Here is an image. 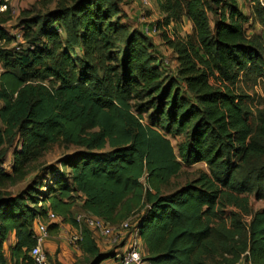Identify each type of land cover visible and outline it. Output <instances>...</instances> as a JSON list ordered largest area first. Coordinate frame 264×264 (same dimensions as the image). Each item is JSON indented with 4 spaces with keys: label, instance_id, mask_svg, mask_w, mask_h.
<instances>
[{
    "label": "trees",
    "instance_id": "1",
    "mask_svg": "<svg viewBox=\"0 0 264 264\" xmlns=\"http://www.w3.org/2000/svg\"><path fill=\"white\" fill-rule=\"evenodd\" d=\"M123 2L36 0L48 12L20 21L24 39L35 44L20 52L8 48L15 39L6 28L12 8L0 11V264H32L35 221L50 209L78 228V205L111 225L133 218L144 264H264V210H251L255 186L238 178L244 168L263 172L256 180H264V112L255 127L232 88L249 65L261 70L262 57L237 0L228 11L225 0H158L163 17L150 25L178 65L168 81L151 62L154 44L143 28L119 47ZM183 17L192 32L172 38L167 27ZM74 53L79 63L103 55V70L113 78L98 81L90 65L78 69ZM175 133L186 136L177 150L169 137ZM55 144L77 150L59 167L43 166L44 180L9 190ZM198 162L209 172L164 192L184 165ZM48 227L50 235L58 232L55 223ZM78 248L85 264L116 256L86 226Z\"/></svg>",
    "mask_w": 264,
    "mask_h": 264
},
{
    "label": "rangeland",
    "instance_id": "2",
    "mask_svg": "<svg viewBox=\"0 0 264 264\" xmlns=\"http://www.w3.org/2000/svg\"><path fill=\"white\" fill-rule=\"evenodd\" d=\"M229 1L230 0H225V3L222 5V10L228 11L227 5ZM237 5L245 16L244 27L246 34L248 35V37L254 40L256 46L258 47V52L262 57V61H260V65L262 67L261 70H259L257 65H249L245 70L240 72L239 77L234 82V84H232V88L235 92L242 95L245 102V108L249 113L250 120L256 127L259 114L261 112H264V0H237ZM10 6L12 8L13 15L12 20L6 23V26L9 29L21 30V33L23 34L25 31L20 25V21H22L23 18L27 17L29 19L30 17L38 15L39 13L44 14L48 12L47 10L41 9L38 5H36V0H9L8 7ZM53 7L54 6H50L49 8L54 9ZM120 11L121 12L119 13V19L116 21L117 26H119L121 30L118 37L116 38L119 47L124 46L125 40L131 32H134L136 30L141 31V29L144 28L145 25L152 24L163 17V14L161 13L158 5V0H150L149 5H144L141 0H125V2L120 4ZM211 18L213 21H215L218 16L217 14H211ZM167 30L169 35L173 38L176 35H184V33L187 34L192 32V24L186 17H183L180 25L178 24L172 27H167ZM144 32L147 33L146 31ZM147 34L152 37L151 41L154 44V47L152 49H149L148 52L152 55L150 56L151 62L153 60L155 65L161 67L162 76L164 77V79H166V81H168L178 71L175 54L165 44V41L162 40L159 31L154 34ZM37 43L39 45H42L45 43V39L41 38ZM32 45L34 46L35 44L27 42L25 39L16 40L15 38L8 48H12L14 49V51L20 52L27 47H32ZM48 45L50 46L51 43H48ZM79 49L80 48L75 47L76 53L81 55V50ZM55 51L56 53L59 52V50L57 49H55ZM72 57L75 58L78 69H81L82 71L85 66L88 67L90 65L96 76H98V81H104L108 78H113L112 73L108 75L103 70V68H105L106 66V61L103 55L97 56L99 59H84L80 63L77 61L75 53L72 54ZM107 63L110 64L108 61ZM2 67V63L0 62V73L3 69ZM181 94L183 97L187 98L190 103H198L193 94L182 90ZM150 114L151 112H147L146 114H144V122H151V120H149ZM169 137L176 150L178 145L186 140V136L182 134L175 133L169 135ZM75 150H77V147L75 146L64 147L63 144L53 145L47 151V153L44 154L41 159H39L38 162H43V164L38 166L36 170H34L24 180L20 181L16 185L10 186L9 190H11L13 193H17L20 190L25 189L26 186L30 184L34 179H38L39 181L44 180L45 173L41 172L43 166L49 167L51 165H57V167H59L60 162L64 159V157L72 152H75ZM200 171L209 172V167L205 162H198L191 166L184 165L180 173L174 176L169 184L164 187V192H171L176 190L180 186H183L187 182L196 178ZM261 173L263 172L255 170L254 173L250 174L249 169L243 168L238 174L239 179L246 180L247 182L252 185L254 184L255 186V190L249 194L251 210L253 212L264 210V180H261L260 182H257L256 180V177ZM54 176L58 175L54 174ZM51 177H53V174H48L45 181L50 182ZM256 193H260V198L256 196ZM76 211L84 214L81 211L80 205L76 207ZM243 220L245 222H248L250 220V216L243 217ZM74 232L75 231L73 228L67 226L62 230L63 237L58 238L57 234H52L56 237L52 238L51 236L47 240L46 243L49 242L48 245H50L51 247H47V250L45 246V251L47 252L51 264H64L65 261H70L72 264H85L83 253L81 251H77V245L70 241L71 236ZM99 241L100 244L104 247L103 249H106L105 246L108 245V241L102 238H99ZM119 247L120 244H116L114 246V252L116 256L113 258H108L106 260L111 259V262L116 261L119 263ZM52 250L56 251L55 255L49 253ZM104 261L102 262V264L107 263L106 261ZM244 264L246 263L244 262Z\"/></svg>",
    "mask_w": 264,
    "mask_h": 264
},
{
    "label": "built area",
    "instance_id": "3",
    "mask_svg": "<svg viewBox=\"0 0 264 264\" xmlns=\"http://www.w3.org/2000/svg\"><path fill=\"white\" fill-rule=\"evenodd\" d=\"M141 1L144 5L150 4V0ZM8 2L9 0H5L4 3H1L0 11H5L8 8ZM143 30L149 34H154L157 32V26L155 24L145 25ZM14 38H16V40H23L24 34L20 31ZM76 221L78 228L67 225L63 223L59 215L50 209L48 210V216L45 220L37 219L34 223V237L36 243L29 251V255L33 261L32 264H51L47 252L45 251V244L51 237L48 227L50 223H55L58 229L62 230L67 226L73 228L75 232L72 234L70 241L76 244L77 247L83 237V228L86 226L93 231L98 241L99 238L108 241V249H112L116 244H120L119 264H144L142 238L140 236V230L136 226L137 223L133 218L127 219L118 225H111L102 218L79 213L76 215Z\"/></svg>",
    "mask_w": 264,
    "mask_h": 264
},
{
    "label": "crops",
    "instance_id": "4",
    "mask_svg": "<svg viewBox=\"0 0 264 264\" xmlns=\"http://www.w3.org/2000/svg\"><path fill=\"white\" fill-rule=\"evenodd\" d=\"M6 28H7V30L10 32V34L11 35H13V37L18 33V32H20L21 30H13V29H9L7 26H6ZM57 235H58V238H60V237H63V234H62V229H58V232L56 233ZM55 234V235H56ZM52 236V238L53 237H56V236H54V235H51ZM15 242V240H14V234L11 236V240H9V243L12 245L13 243ZM49 243V242H48ZM48 243H46V249H47V247H51L50 245H48ZM100 247L103 249L104 247L100 244ZM105 248L106 249H108L109 248V246H105ZM54 249V248H53ZM106 249H104V250H106ZM48 250V249H47ZM77 251H81V250H79L78 248H77ZM82 252V251H81ZM50 254H52V255H55V253H56V251H54V250H52V251H50L49 252ZM107 263L106 264H119L118 262H116V261H113V262H111V259H109V260H105ZM104 261V262H105ZM64 264H72L70 261H65V263ZM102 264V263H101ZM239 264H244V262L243 261H241Z\"/></svg>",
    "mask_w": 264,
    "mask_h": 264
}]
</instances>
